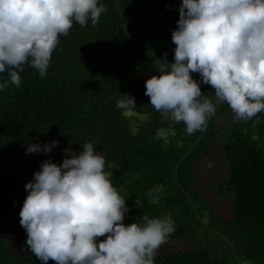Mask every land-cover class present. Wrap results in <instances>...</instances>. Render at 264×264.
<instances>
[{
	"label": "trees",
	"instance_id": "obj_1",
	"mask_svg": "<svg viewBox=\"0 0 264 264\" xmlns=\"http://www.w3.org/2000/svg\"><path fill=\"white\" fill-rule=\"evenodd\" d=\"M100 2L107 11L95 26L91 21L85 27L74 22L68 36L59 37L46 77L25 65L20 86L0 92V183L3 179V189L10 190L6 198L17 197L22 207L28 195L25 184L45 160L59 165L66 158L62 149L79 153L91 142L106 162L116 165L106 170L113 173L112 184L129 208L125 225L141 222L144 215H170L175 231L167 241L194 243L197 235L206 238L209 227L216 226L222 241H231L228 256L212 259L211 244L155 255V264H264V112L237 121L228 105L221 104L206 130L187 134L183 123L155 111L144 95L145 81L155 74L154 61L167 53V62H173L171 31L181 0ZM0 79H8L7 73H0ZM200 87L214 99L211 86ZM124 94L145 100L148 107L117 109ZM216 135L227 175L224 183L214 185L215 191L218 197L229 192L234 199L232 218L226 221L204 216L214 205L208 206L194 186V167ZM53 140L59 144L51 153L25 154L28 143ZM18 206L7 220L0 218V226L14 220ZM8 232H14L13 238L24 234V258L15 257L8 240L0 236V264H42L28 250L19 221Z\"/></svg>",
	"mask_w": 264,
	"mask_h": 264
},
{
	"label": "clouds",
	"instance_id": "obj_2",
	"mask_svg": "<svg viewBox=\"0 0 264 264\" xmlns=\"http://www.w3.org/2000/svg\"><path fill=\"white\" fill-rule=\"evenodd\" d=\"M106 11L100 0H0V73L8 77L0 79V92L20 86L25 65L46 77L59 37L74 22L95 26ZM178 11L173 62L165 53L145 81L150 106L183 123L189 135L206 130L221 104L237 121L264 112V0H181ZM201 84L211 86L214 99ZM116 108L136 109L135 98L120 95ZM58 144L28 143L25 154L47 155ZM81 147L79 153L62 149L59 165L45 160L25 184L19 224L28 250L42 264H155L175 231L171 216L144 215L125 225L129 208L106 170L116 165L93 143Z\"/></svg>",
	"mask_w": 264,
	"mask_h": 264
},
{
	"label": "rangeland",
	"instance_id": "obj_3",
	"mask_svg": "<svg viewBox=\"0 0 264 264\" xmlns=\"http://www.w3.org/2000/svg\"><path fill=\"white\" fill-rule=\"evenodd\" d=\"M130 96L132 97V95ZM135 105L141 109H146L148 107L145 100H136ZM137 117L145 118L142 114H138ZM135 122L136 121L134 120V125ZM133 130L135 132L137 131L136 128ZM216 138L217 135L214 136V139L210 142V146L206 150L205 156L201 158L194 167V173L198 175L194 181V186L201 192V196L208 206L214 205V210L212 212H206L204 216L208 218L212 215V218L216 221H226L232 218L231 204L234 199L229 192H226L222 197H218V194L215 191L216 189L214 185H216L217 182L224 183L227 175L225 165L220 157V145ZM209 229L211 230V233L206 238L199 234L195 237L194 243H190L188 240L167 241L157 250L156 255L186 251L188 249L198 250L201 246L210 247L211 244H213L215 255L212 256V259H216L222 255L228 256V250L226 247L231 241L229 239H227L228 242L222 241L221 237H223V234L219 233L218 226L209 227ZM13 249L15 254L20 258L24 256L20 244L14 245ZM232 264L238 263L234 262Z\"/></svg>",
	"mask_w": 264,
	"mask_h": 264
},
{
	"label": "flooded vegetation",
	"instance_id": "obj_4",
	"mask_svg": "<svg viewBox=\"0 0 264 264\" xmlns=\"http://www.w3.org/2000/svg\"><path fill=\"white\" fill-rule=\"evenodd\" d=\"M0 218H3V220H7L11 215L13 210H11L15 205H17V203L15 202L16 200H18L17 197H12V198H6V196L9 195V189H3V179H1V183H0ZM20 219V218H19ZM19 221V220H18ZM8 225V224H6ZM6 225H2V226H6ZM12 229V228H11ZM10 229L6 230V231H2L0 232V236L4 237L5 239L8 240L11 250L14 254L15 257L21 259L24 258L23 257H19L15 254L13 246L16 244H20V247L22 248L23 252L24 249L22 247V244L20 242L21 238L23 237V233L19 234V236L17 238H13V233L14 232H8ZM7 232V233H5ZM16 236V235H15Z\"/></svg>",
	"mask_w": 264,
	"mask_h": 264
},
{
	"label": "water",
	"instance_id": "obj_5",
	"mask_svg": "<svg viewBox=\"0 0 264 264\" xmlns=\"http://www.w3.org/2000/svg\"><path fill=\"white\" fill-rule=\"evenodd\" d=\"M16 203H18L19 204V206H18V208H17V214H16V217L14 218V220L10 223V224H8V225H6V226H0V232H2V231H6V230H8V229H11V228H13L16 224H17V222H18V220H19V212H20V210H21V207H20V203H21V201L18 199V200H16L15 201Z\"/></svg>",
	"mask_w": 264,
	"mask_h": 264
}]
</instances>
